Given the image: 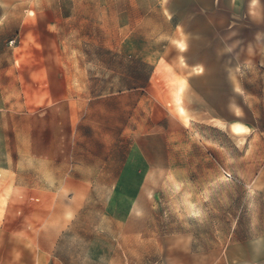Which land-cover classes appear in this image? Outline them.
Listing matches in <instances>:
<instances>
[{"label":"rangeland","instance_id":"1","mask_svg":"<svg viewBox=\"0 0 264 264\" xmlns=\"http://www.w3.org/2000/svg\"><path fill=\"white\" fill-rule=\"evenodd\" d=\"M34 1L23 7L35 11ZM49 1L55 10L44 14L57 23L59 63L78 72L65 104L49 99L34 12L0 10V168L7 198L0 220L27 208L48 210L58 196H86L89 225L100 221L104 202L120 217L131 214L137 240L186 238L203 251L262 233L264 192L255 183L264 180V91L255 92L262 101L250 98L245 106L233 97L226 106L189 91L182 100L178 90L165 100L139 91L131 101L125 92L102 90L97 82L112 79L109 69L102 77L109 55L97 50L94 33L87 36L86 12L78 0Z\"/></svg>","mask_w":264,"mask_h":264},{"label":"crops","instance_id":"2","mask_svg":"<svg viewBox=\"0 0 264 264\" xmlns=\"http://www.w3.org/2000/svg\"><path fill=\"white\" fill-rule=\"evenodd\" d=\"M45 1L32 2L35 11L31 16L41 30L49 99L53 105L65 104L78 72L59 63L57 23L44 14L55 10V2ZM78 4L87 14V36L94 33L97 50L109 55L102 77L109 69L112 79L97 82L102 90L125 92L131 101L139 91L157 93L155 97L165 100L171 90L182 93L180 100L189 91L196 99L222 100L226 106L232 105L233 97L245 106L250 98L261 100L255 92L264 91V0H78ZM24 5L25 0H0L3 12L28 10ZM248 70L263 81L250 78ZM5 177L0 168L1 207L7 206ZM255 188L264 192V180L257 181ZM26 199L39 200L29 195ZM85 199L58 196L48 210L27 208L20 217L2 218L0 264L264 263V231L203 251L186 238L137 240L131 214L120 217L105 209L104 202L100 221L89 225L87 212L82 210Z\"/></svg>","mask_w":264,"mask_h":264},{"label":"bare ground","instance_id":"3","mask_svg":"<svg viewBox=\"0 0 264 264\" xmlns=\"http://www.w3.org/2000/svg\"><path fill=\"white\" fill-rule=\"evenodd\" d=\"M30 14H32V11H30Z\"/></svg>","mask_w":264,"mask_h":264}]
</instances>
